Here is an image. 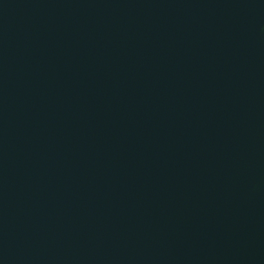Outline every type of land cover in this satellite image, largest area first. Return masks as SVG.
<instances>
[{
	"label": "water",
	"instance_id": "water-1",
	"mask_svg": "<svg viewBox=\"0 0 264 264\" xmlns=\"http://www.w3.org/2000/svg\"><path fill=\"white\" fill-rule=\"evenodd\" d=\"M0 264H264V0H0Z\"/></svg>",
	"mask_w": 264,
	"mask_h": 264
}]
</instances>
